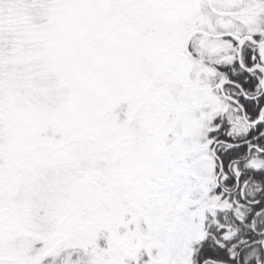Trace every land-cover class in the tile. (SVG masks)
<instances>
[{"label": "snow or ice", "instance_id": "obj_1", "mask_svg": "<svg viewBox=\"0 0 264 264\" xmlns=\"http://www.w3.org/2000/svg\"><path fill=\"white\" fill-rule=\"evenodd\" d=\"M0 264H264V0H0Z\"/></svg>", "mask_w": 264, "mask_h": 264}]
</instances>
